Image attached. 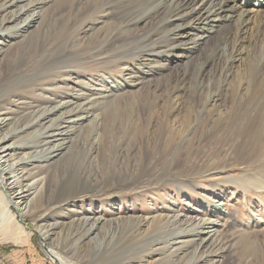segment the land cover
<instances>
[{
	"label": "rangeland",
	"instance_id": "374dc122",
	"mask_svg": "<svg viewBox=\"0 0 264 264\" xmlns=\"http://www.w3.org/2000/svg\"><path fill=\"white\" fill-rule=\"evenodd\" d=\"M29 3L24 2L22 6L28 10ZM91 3V10L86 12L87 0H81L73 9L70 1L61 4L59 0H48L38 11L42 17L40 23L29 25L21 32L10 29L0 33V59L4 65L0 79V97H3L0 115L8 119L4 124L0 121V142L7 133L16 130L13 136L17 143L7 150L6 158L13 162L20 156L22 146L31 147L34 142L39 149L59 144L60 151L43 171L33 162L13 169L25 200L30 202L26 214L20 215L18 209L9 205L14 216H5L7 193L0 176V227L4 224L8 225L4 228L16 231L13 238L4 237L6 230L0 233V264H54L55 256L71 264H139L149 254L153 257L147 264H191V260L199 257L208 259L197 264H264V190H250L224 182L220 177L204 178L196 174L198 169L215 170L225 166L223 171L236 177L243 169L245 172L258 165V160L250 156L253 153L263 156L264 142L257 141L254 126L241 132L242 129L237 130L238 125L224 134L204 136L210 123L204 117L184 141L170 124L173 118L177 122L175 117L179 115L188 120V107L184 102L180 108L171 109L167 100L177 86L182 64L191 56V44L176 41L171 46L167 41L158 42L159 35L144 39L143 34L138 38L141 44L132 43L136 47L146 46L147 52L144 49L141 55L130 57V50L123 53L128 49V35L121 32L120 41L114 43L110 54L93 55L92 42L96 36L92 32L85 36L83 32L92 26L94 33L104 31L108 25L103 28L94 24V19L101 18V9L96 2ZM135 5L111 4L108 22L142 16L140 3ZM154 26L150 24L144 31L153 33ZM106 34L99 35L95 41L102 44ZM77 37L81 40L77 41ZM196 47L207 57L208 43ZM255 49L262 55L259 47ZM123 55L127 57L122 60L124 64L114 67L112 60ZM121 70L129 73L126 75L129 79H121L126 83L122 89L111 92L114 97L107 96L84 106L88 114H94L96 128H91L89 122L81 134L83 129L72 127L64 115L55 130L47 134L41 130L39 139L35 136L32 123L48 104L70 100L79 95L78 90L93 102L88 78L98 84L101 78L119 75ZM69 71L67 86L57 85L61 82V72ZM54 74L58 76H54L58 83L46 87ZM115 82L111 81L108 86ZM6 86L9 88L5 89ZM92 135L95 152L90 151ZM181 142H184L182 146ZM238 147L245 154H235ZM44 177L47 181L44 202L38 196L31 201L38 187L37 180ZM214 198L221 199L227 212L219 244L206 245L204 251L195 255L196 240L186 230L191 237L174 247L176 251H184L182 257L178 252L174 256L151 253L157 245L162 247L166 239H170L166 242L173 241L178 226L165 224L174 221V215L183 220L199 210L204 217L211 218L210 205ZM48 201L52 203L48 205ZM167 214L171 219L156 220L145 238L137 222L121 221L127 217L152 218ZM85 218L102 220L91 235ZM213 218L221 219L220 216ZM182 228L178 232L185 233Z\"/></svg>",
	"mask_w": 264,
	"mask_h": 264
},
{
	"label": "bare ground",
	"instance_id": "6f19581e",
	"mask_svg": "<svg viewBox=\"0 0 264 264\" xmlns=\"http://www.w3.org/2000/svg\"><path fill=\"white\" fill-rule=\"evenodd\" d=\"M31 1L32 0H5L3 4L0 3V33L10 32V29L21 32L24 31L26 27H30L29 25L38 24L39 20H42L38 11L47 5L48 0ZM67 1H70V7L73 9L80 4L81 0H59L61 4ZM93 1L96 2L97 6L101 9V18L94 19V24L96 22L97 24L103 25V28L108 25L104 31H97L96 33L93 32L94 26L88 27L87 29L85 28L83 35L88 36V33L92 32V35H95L96 39L99 35L107 32L104 37L105 41H103L102 44L98 43L101 41H95L96 39L92 42L93 55L98 56L113 51L114 43L120 41L121 32L128 35L127 38H129V41L126 43V48L128 47V49L123 53L125 54L130 50V57L141 55L140 52L144 49V52H147L146 46H134L135 43H140L143 34L144 39L149 37V39H152V37L159 35L160 41L157 40L158 42L167 41L171 46L176 41H180L184 43V45L188 43L191 44V56L182 64L183 71L177 80V86L170 91L167 100L171 103V109L180 108L183 106L184 102L188 107V120L182 115H179L175 117L177 122L172 117L173 121L170 124L171 127L176 130L177 134L185 139L184 141H186V137L196 129L198 123H200L204 117H208L210 123L204 136L212 137L220 133L224 134L238 125L240 126L237 127V130L242 129L243 131L241 132H245L249 126H254L252 129L255 130L257 141L264 142V0H87V4L85 5L86 12L91 10V2ZM24 2H30L31 8L27 10L23 7L22 4ZM115 3H120L125 7H136L135 4L140 3V7H138L141 8L144 13H142V16H126L121 18L118 23L114 21V23H109L110 5ZM19 4H21L20 7ZM16 7H19V10L16 11ZM32 11L33 13H30ZM151 12L153 13L151 14ZM150 24H155L154 27H156V29L154 28L155 30L153 33L144 31ZM138 38L140 39L138 40ZM70 39L69 41H71ZM75 39L76 38H74V40ZM76 40L80 41L81 38L77 37ZM201 43L205 45L208 43V45H210V47H208L209 52L207 57H204V54L202 55L203 52H200V48L196 47L197 45H201ZM256 46L262 50V55L259 49L257 52L255 49ZM135 51H139V53L135 55ZM116 56H119V54ZM126 58L127 57L123 55L117 60H112L115 64L114 67H121V64H124L122 60ZM119 60L121 61L120 63ZM134 62L135 61H133L131 65ZM63 69L66 70L64 67ZM3 70V61L0 59V79ZM66 73L61 72L59 75V78H61L60 83L54 79V76L57 75L54 74L46 84V87H51L55 83H58L57 85L62 84L67 86L70 71ZM128 74L129 73H124L121 70L119 75L101 78L98 84L91 82V77H89L90 88L93 93V102L91 99L87 100L86 95H84L81 90H78V92H80L79 95L71 99L68 98L70 100L66 101L62 99L63 101L59 100L48 104L32 123L36 128L35 136L37 135L39 139L43 131L44 134H47L49 131L55 130V128L58 127L59 120L62 119L61 116L64 115H66V120L72 124V127L76 125L78 130H82L84 125H88L89 122L91 128L92 126L96 128L98 122L96 119L94 120V114H88L84 106L87 104L91 105L92 103L95 104L107 96L114 97L111 92L113 91V93H115L118 89L124 87L126 83L124 80L128 81L129 79L126 76ZM121 79L124 80L122 81ZM113 80L114 82L116 81L115 85L108 86ZM7 88H9V86L5 87V89ZM2 98L3 97H0V104L3 103V101L1 102ZM21 104L27 106L25 102H21ZM241 106L244 110H242ZM0 117H2L0 118L2 124L8 120L4 115H0ZM38 129L40 130L37 131ZM84 129L79 133L82 134ZM41 130H43L42 133L40 132ZM14 133H16V130L7 133L0 142V176L2 177V181H4L3 188L7 193L4 214L9 218H13L14 216L8 208L9 205L18 209L20 215L28 213L30 207V202L28 203V201L25 200L24 191L21 185H19V179L15 172H13V169L21 164L33 162V165L37 166V169L43 171L49 166L47 165L48 162L52 158L57 157L60 153V151H58L59 144L52 145L45 149H39L37 146L38 144L36 145V142H34L31 147L22 146L23 149L19 150L21 151L20 156L15 158L13 162H10V159L6 157L8 156L7 150L17 145L14 141ZM94 135L91 136L93 140L92 143L90 142V151L93 152L96 151ZM183 143L184 142H181L180 145L182 146ZM236 150H238V152L234 151L235 154H245L239 147L236 148ZM250 158L254 159V161L258 160V165L245 172H243V169L236 177L224 172L223 168L225 166H220L215 170L198 169L196 174L204 178L220 177L224 182L242 185L250 190H264V155H259L258 157L257 154L255 155V153H253ZM218 169H220V171H218ZM37 186L31 201L36 200L38 196V200L44 202L43 199L47 192V181L45 177L37 180ZM51 203L52 202L48 201L47 204L50 205ZM42 205H44V203ZM210 206L212 219L204 217L202 211L196 209L197 211L194 212L195 215L192 217L179 220L178 217L174 215V218H172L174 221L165 224L166 226L175 224L178 228L183 226L185 231H189L194 236L196 240L195 255L199 254L206 245L219 244L218 241L221 240L220 229L223 228L224 220L227 218V212L224 209L225 205L223 206L221 199H215ZM215 216H220L221 219H214L213 217ZM168 217V214L165 217L159 216L152 218L135 219L127 217V219L121 221L129 222V224L137 222L136 224L139 226V228H137L140 230V233L144 234L145 238L149 235L156 220L171 219ZM115 220L118 221L117 218ZM179 221H181V224H179ZM84 222L86 225L89 223V229L87 231L90 234L93 232L94 228L99 227L102 220L100 218H85ZM5 226L8 225H1L0 233H4L6 230L7 232L4 233V237L13 238L15 230H13V228H4ZM178 228L174 231L175 234L171 243L166 242L170 240L168 238L161 243L162 247L157 245L151 253L154 252L156 255L169 253L174 256V253L178 252L180 254L179 256L182 257L184 251H176L174 248L175 244L186 243V239L191 237V235H187V231L185 233L178 232ZM184 230L182 228V231ZM152 257L153 256L149 254L148 257L143 259L139 264H147ZM53 258L54 264H71L61 260L57 256ZM206 259L208 258H194L191 260V264L203 263L206 262ZM213 259H217V257Z\"/></svg>",
	"mask_w": 264,
	"mask_h": 264
}]
</instances>
